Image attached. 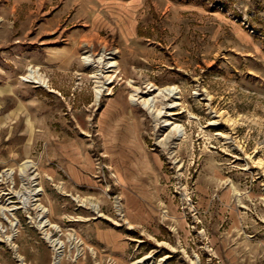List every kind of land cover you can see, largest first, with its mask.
I'll return each mask as SVG.
<instances>
[{"label":"rangeland","instance_id":"obj_1","mask_svg":"<svg viewBox=\"0 0 264 264\" xmlns=\"http://www.w3.org/2000/svg\"><path fill=\"white\" fill-rule=\"evenodd\" d=\"M0 264H264V0H0Z\"/></svg>","mask_w":264,"mask_h":264},{"label":"bare ground","instance_id":"obj_2","mask_svg":"<svg viewBox=\"0 0 264 264\" xmlns=\"http://www.w3.org/2000/svg\"><path fill=\"white\" fill-rule=\"evenodd\" d=\"M30 76H31V75H30ZM170 89H171V87L163 88V89H159L158 92H159V93H163L164 96H167V95L170 94ZM97 93H98V92H97ZM131 95H132V97H133V94H131ZM133 100H134V98H133ZM145 104H146V105L148 104V107L151 106L149 100H145ZM47 239H48V241L52 244V246H53L54 249L60 247V245L58 246V242L55 241L54 239L49 238V237H48ZM55 258H56V255H54V259H55Z\"/></svg>","mask_w":264,"mask_h":264},{"label":"crops","instance_id":"obj_3","mask_svg":"<svg viewBox=\"0 0 264 264\" xmlns=\"http://www.w3.org/2000/svg\"><path fill=\"white\" fill-rule=\"evenodd\" d=\"M104 232H102V234H103ZM101 231H100V229L97 231V233H96V235H97V237L99 238V239H102L101 238ZM107 234V238H105V239H107V240H105V241H109V242H112V238H110L111 236H109V233H106Z\"/></svg>","mask_w":264,"mask_h":264}]
</instances>
